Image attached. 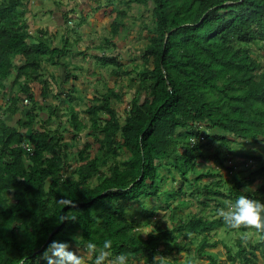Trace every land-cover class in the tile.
Instances as JSON below:
<instances>
[{
  "label": "trees",
  "instance_id": "obj_1",
  "mask_svg": "<svg viewBox=\"0 0 264 264\" xmlns=\"http://www.w3.org/2000/svg\"><path fill=\"white\" fill-rule=\"evenodd\" d=\"M151 1L153 26L125 115L121 118L112 105L114 91L93 96L83 109L86 116L70 104L72 133L66 139L47 126L57 117V105L48 103L46 115H40V100L28 82L40 76L42 60L58 64L69 53V40L63 36L60 46H52L44 36L33 40L32 20L24 8L27 0H0V96L8 98L0 114V264H47L43 253L49 244L69 242L77 234L83 243H96L98 250L110 239L113 256L143 257L149 264L155 256L160 258L157 264H194L168 256L174 251L190 252L192 236L200 235L195 253L207 258L206 264H220L206 250L219 244L231 262H264V239L252 242L250 236L247 240L238 236L235 251L222 240H210L218 228L235 232L218 215L192 214L172 219V226L154 223L143 236L139 227L150 222L139 220L141 214L135 211L145 198L182 194L185 182L188 186L194 182V192H206V198L223 194L209 183H197L209 173L194 181L189 177L199 158L212 156L223 162L218 152L207 155L203 147L228 144L231 139H264V55L251 53L252 43L264 42V0ZM123 14L124 10L118 11L112 20L113 34L125 25ZM61 15L68 25L70 12ZM98 57L105 65L118 66L113 72L120 73L122 63L116 55ZM17 59L21 64L15 63ZM13 72L12 83L19 88L2 93L4 80ZM48 91V86H42L41 96ZM23 111L25 120L18 118L15 124L4 117ZM38 116L43 124L34 127ZM203 124L216 131L206 138ZM85 130L93 140L83 138L75 150V163H69L70 150ZM93 143L101 157L92 154ZM164 167L181 175L176 191L162 188ZM242 185L229 188V197L236 200L245 195L264 203V189L255 197L241 190ZM177 208L172 206V213ZM67 214L75 220L60 222L59 217Z\"/></svg>",
  "mask_w": 264,
  "mask_h": 264
},
{
  "label": "rangeland",
  "instance_id": "obj_2",
  "mask_svg": "<svg viewBox=\"0 0 264 264\" xmlns=\"http://www.w3.org/2000/svg\"><path fill=\"white\" fill-rule=\"evenodd\" d=\"M58 5L66 7L65 10L70 12L72 17L68 25H61L60 33L66 35L70 43V51L66 53L59 64L67 65V70L59 74L58 68L47 60V71L44 66L39 67L40 73L52 74L51 80L53 84V92H48L46 96H41L39 91H36L35 81L43 82L38 77L35 81H29V85L33 87L35 97L40 100L38 105L39 114L46 115V105L48 103L57 105V117L53 116L51 122L47 124L49 128L58 129L59 132L65 135L66 139L71 137V126H69L68 106L72 104L77 109L80 116H86L84 108L92 101L93 96L101 93H109L114 91L115 95H111L112 105L117 109L120 117L125 115V112L130 106V98L138 85L139 73L138 70L144 65V48L148 43L149 32L153 26L151 0L145 3L132 2L128 0H55ZM60 3V4H59ZM47 4V3H46ZM26 6H24L25 8ZM34 8V7H33ZM36 10V9H35ZM124 10L122 20L125 25L121 27L116 34L111 32L112 20L117 16L118 11ZM36 11H40L37 9ZM32 16V15H31ZM44 23H52V17L49 15L40 19ZM63 21H61L62 23ZM49 27V26H48ZM50 27L52 25L50 24ZM57 35L53 36L56 37ZM49 37V36H48ZM48 40V38H47ZM58 42V37L55 38ZM49 41L53 42V38ZM251 53L260 57L264 55V42H255L251 44ZM70 54V55H69ZM99 55L112 56L116 55L117 59L122 63L119 67L120 73L115 74L113 69L118 67L114 64L105 65L99 59ZM46 57V56H44ZM45 59V58H44ZM16 64H21L17 59ZM151 66V64H149ZM52 68V69H51ZM60 75H62L61 79ZM68 75V77H66ZM15 72L4 80L5 88L2 93H9L19 88V85H13ZM39 79V80H38ZM24 82V78L21 79ZM63 84L69 85V92L66 95L59 93V89ZM64 91V90H63ZM58 94V95H57ZM72 100V101H71ZM91 100V101H90ZM8 102V98L0 96V114L4 113V103ZM27 100L25 101V103ZM28 103V102H27ZM57 103V104H54ZM5 119L11 124L16 123V119L25 120V112L18 113L15 116ZM58 116L60 119H58ZM61 121V122H60ZM60 122V123H59ZM42 119L38 116V121L34 127L41 126ZM202 133L206 137L207 134L216 131L209 129L205 124L201 126ZM31 128L26 130V137ZM221 133V132H219ZM93 140V137L85 130L81 133L80 138L76 140V146L70 150L71 157L69 163L74 164L76 159V147L83 144V138ZM207 138V137H206ZM92 154H97L101 157L100 151L97 150V144L93 143L91 149ZM203 152L207 155L218 152V157L223 160L222 163L218 159L209 156L206 159H198L195 165V170L190 172L189 177L192 181L201 173H209L197 180L198 184L209 183L215 190L221 191L223 194H211L208 198L205 197L206 192H194V182L189 186L185 182L182 194L177 193L173 197L161 195L157 198H145L143 204L135 211L141 215L139 220L149 221L150 223L141 224L139 227L140 233L145 236L146 233L152 230L154 223L172 226V219L187 218L192 214H202L205 217L217 216V209L226 207L228 203L235 202V198L229 197L231 187H237V183L243 184L240 189L247 192L250 196L259 197L261 190L264 189V139L257 140H240L231 139L228 144L220 145L217 143H209L203 147ZM126 153L122 152L124 157ZM70 170V169H69ZM65 172V170H64ZM66 173H69L67 171ZM161 173H165V179L162 184L163 189H174L182 184L181 175L173 168L171 171L167 168H162ZM65 174V173H64ZM94 180V179H93ZM256 191V192H255ZM255 192V193H254ZM10 201L13 202L12 193L9 194ZM205 200L207 205H205ZM221 203V204H219ZM168 204H171L168 206ZM178 205L175 216L172 218L171 207ZM147 214V215H144ZM200 236H192L191 251L173 252V256H168L169 259L176 257L179 262H192L194 264H206L207 258L196 256L195 247ZM237 232H228L223 228H218L209 235L211 241L217 239L228 243L236 250L234 245ZM249 236L252 242L261 241L264 239V234H258L249 231ZM240 237V236H239ZM69 250L76 252L78 255L85 253L84 246L79 234L74 235L69 242ZM207 253L214 254L220 264H241L238 259L231 262L227 258L226 248L219 244L216 247L206 248ZM87 264H92V258L87 257ZM130 264H149L141 257V259H131ZM259 264H264L259 259Z\"/></svg>",
  "mask_w": 264,
  "mask_h": 264
},
{
  "label": "clouds",
  "instance_id": "obj_3",
  "mask_svg": "<svg viewBox=\"0 0 264 264\" xmlns=\"http://www.w3.org/2000/svg\"><path fill=\"white\" fill-rule=\"evenodd\" d=\"M217 215L222 218L226 227L235 230L241 239L247 240L249 237V231L241 232V229L264 234V203L259 200L240 195L235 202L217 209ZM75 218L67 214L59 217V221L75 220ZM111 247L110 239H106L99 250L96 243L89 242L84 246L85 253L78 255L69 250V244L53 241L43 253V258L47 264H87V257L92 258V264H130L129 256L124 253L113 256L110 252ZM159 259L155 256L153 264H157Z\"/></svg>",
  "mask_w": 264,
  "mask_h": 264
},
{
  "label": "crops",
  "instance_id": "obj_4",
  "mask_svg": "<svg viewBox=\"0 0 264 264\" xmlns=\"http://www.w3.org/2000/svg\"><path fill=\"white\" fill-rule=\"evenodd\" d=\"M25 6H26L25 9H27V12H28L27 17L32 20L31 27H30V33L32 34V39L37 40L38 37L44 36V38H46V39L48 38L47 41L52 46H60L62 44V41H63L62 34H59L60 29H61L60 27H61V25H63V22L61 23V21H63L61 14L63 11H65L66 7L65 8L62 7L61 4L58 5L55 0H27ZM35 9L36 10L39 9L40 11L38 12ZM49 14L52 17V23L46 24L40 20ZM50 24L52 25L53 28L50 27ZM40 29L41 30L44 29V31H46L45 35H43V32H41ZM55 35H57V36L53 37ZM64 36L67 37L66 35H64ZM57 37L59 39L58 42L55 40V38H57ZM52 38H53V42L49 41ZM49 64H50V62H49ZM49 64L45 63L42 60L41 65L44 66V69L46 71H47V67L49 66ZM53 67L58 68L59 74L63 73L65 70H67V65L65 66V65L59 64V63L53 65ZM39 73H40V71H39ZM45 73L46 72H44V73L42 72L39 76L43 80L42 83L39 81H37V82L35 81V83H37L35 88H36V91H39L38 93H40V89L42 86L44 87V85L48 86V88H49L48 92L54 91V89L52 87L53 84H52L51 80L54 81L57 78L56 79L52 78V76H53L52 74H48L49 76H46L47 74H45ZM62 77L63 76L60 75L61 79H65ZM66 77H68V75ZM58 91H59V93L62 92V95H66L69 92V85L63 84ZM54 104H57V103H54Z\"/></svg>",
  "mask_w": 264,
  "mask_h": 264
},
{
  "label": "built area",
  "instance_id": "obj_5",
  "mask_svg": "<svg viewBox=\"0 0 264 264\" xmlns=\"http://www.w3.org/2000/svg\"><path fill=\"white\" fill-rule=\"evenodd\" d=\"M25 147H26V149H27L28 151L31 150V148H30V146H29L28 144H25Z\"/></svg>",
  "mask_w": 264,
  "mask_h": 264
}]
</instances>
